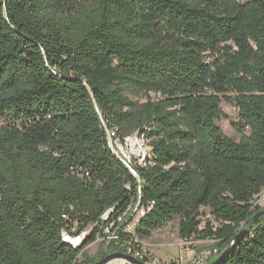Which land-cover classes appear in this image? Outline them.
<instances>
[{"label":"trees","instance_id":"obj_1","mask_svg":"<svg viewBox=\"0 0 264 264\" xmlns=\"http://www.w3.org/2000/svg\"><path fill=\"white\" fill-rule=\"evenodd\" d=\"M111 133L147 141L138 180ZM263 192L264 0H0V264H94L100 228L77 249L62 234L109 209L129 219L138 202L151 205L138 240L177 219L180 240H212L219 256ZM219 264H264V218Z\"/></svg>","mask_w":264,"mask_h":264},{"label":"built area","instance_id":"obj_2","mask_svg":"<svg viewBox=\"0 0 264 264\" xmlns=\"http://www.w3.org/2000/svg\"><path fill=\"white\" fill-rule=\"evenodd\" d=\"M111 136H114V134L111 133V135L109 136V144L112 148V151L131 172L132 170L130 168L131 161L129 157L126 155V153L121 152L122 156H119L113 149V144H115L116 147L118 148L119 145L126 146L125 141L127 138L124 139L123 144L119 140H114L113 143L111 140ZM116 142H119L121 144L118 145ZM138 206H139V202L137 203L129 219L126 218V214H123L122 216L117 217L116 219L113 218L110 220V214L112 210L109 209L101 216L100 223L98 225H94L88 230L75 236H70L66 233H63L62 240L64 243L68 244L72 248L77 249L83 244L84 240L91 235L94 228L97 226L98 228H100V231L96 233V239L99 238H101V240L106 239L107 243H110L111 241L115 242L118 239V230L120 228L123 229L124 232L134 229L136 224L138 223V220L144 217L151 209V205L147 207H141V206L138 207ZM128 211H130V208L127 210V212ZM136 217H137V222L135 223L134 227H132L131 222ZM191 246H192L191 241H182L179 245L180 254L178 258L172 261H163L160 258L156 257L151 252L143 249L141 247V241L138 240L132 234L130 240L124 245L125 248L124 254L133 257L135 260L140 261L143 264H209L211 260L213 258H216L219 254L216 248H210L202 252H196L195 250H187Z\"/></svg>","mask_w":264,"mask_h":264},{"label":"rangeland","instance_id":"obj_3","mask_svg":"<svg viewBox=\"0 0 264 264\" xmlns=\"http://www.w3.org/2000/svg\"><path fill=\"white\" fill-rule=\"evenodd\" d=\"M126 95L131 100H133L136 103V105H140L141 103H143L146 100V97H144L143 95H138V96L131 95V94H126ZM221 110L224 114V118H223V120H221L219 122V126L221 127L223 133L226 136L232 138L235 141H238L240 139V135L236 130V124L238 121L237 109L234 106L226 103L225 101H222L221 102ZM130 141L134 144L133 148L138 150V151L140 150V148H139L140 144H142L143 149H144V154L146 151L145 155L149 158V155L151 153V149L149 147H147V141L140 139V138L137 139L135 137V135L132 138L126 139V141H125L126 146L119 145L121 143L123 144L124 142H121V143L116 142L119 145V148L116 147L115 144H113L114 151L119 156H122L121 152L126 153V155L129 157L130 161L134 160L138 164H143L144 163V160H143L144 155L142 158L130 155V147L128 144ZM255 204L258 205L260 208H264V192L257 198V201ZM201 212H202V216H201L200 220H201V227H203L204 222L206 220H211V217L209 216V210L208 209L203 208V209H201ZM136 222H137V217L131 222L132 227H134ZM177 223H178L177 219H174L170 222H167L162 228L153 232L151 238L144 240L147 243L151 242V244H155V245L156 244H165L162 247L152 246V247H149L148 249L153 251L154 253L159 254L162 257H166L167 259L176 258L178 256V254L180 253L179 247L177 245H174L171 243L181 242V240L177 236ZM125 233L126 234H133L134 229H132L130 231H126ZM140 241H142V240H140ZM101 242H102L101 238L95 239L92 244H90L87 248H85L86 252L90 256L96 255L98 253L99 248H100ZM114 245L120 246V252L125 253V248L123 245L120 244L119 241H115ZM213 248H215V247H213ZM208 249H210V248H206L202 251H205ZM202 251H200V252H202ZM214 259L215 258H213L211 261H213Z\"/></svg>","mask_w":264,"mask_h":264},{"label":"water","instance_id":"obj_4","mask_svg":"<svg viewBox=\"0 0 264 264\" xmlns=\"http://www.w3.org/2000/svg\"><path fill=\"white\" fill-rule=\"evenodd\" d=\"M135 137L137 139H139L138 134H136ZM143 160H144L143 164H146L148 161V157L145 155L143 157ZM131 173L136 178V180H138V178L136 177L133 170H131ZM262 218H264V209L255 213L254 215H252L247 220L245 225L241 228V230L233 238L230 245L222 253H220V255L217 258H215L209 264H219L221 261H223L233 251V249L236 247V245H238L248 235V233L250 232L252 227ZM108 244L109 243H106V245L104 247L102 257L97 262H95L94 264H108L112 261H124V263H126V264H143L140 261H137L133 257H131L127 254H124V253H118L117 252V253L107 254Z\"/></svg>","mask_w":264,"mask_h":264},{"label":"crops","instance_id":"obj_5","mask_svg":"<svg viewBox=\"0 0 264 264\" xmlns=\"http://www.w3.org/2000/svg\"><path fill=\"white\" fill-rule=\"evenodd\" d=\"M151 238V237H150ZM182 242V240H181ZM181 242H177V243H171V244H174V245H177L179 247L180 243ZM192 243V246L189 247L187 250H195L196 252H200L206 248H213L214 247V242L212 240H205V241H198V240H192L191 241ZM165 244H151V242H145L144 240L141 241V247L144 248L145 250H148L150 251L152 254H154L156 257L160 258L161 260L163 261H172V260H175L178 258V256L176 258H173V259H167L166 257H162L160 256L159 254L157 253H154L153 251L149 250L148 248L149 247H152V246H164ZM179 251H180V248H179Z\"/></svg>","mask_w":264,"mask_h":264},{"label":"bare ground","instance_id":"obj_6","mask_svg":"<svg viewBox=\"0 0 264 264\" xmlns=\"http://www.w3.org/2000/svg\"><path fill=\"white\" fill-rule=\"evenodd\" d=\"M128 144H129V147H130V155H133V156H136V157H139V158H142L143 155L145 156L146 151H145V154H144V149H143V145L142 144H140V146H139V148H140L139 151L133 148L134 144L131 141ZM108 264H125V263H124V261H112V262H110Z\"/></svg>","mask_w":264,"mask_h":264}]
</instances>
